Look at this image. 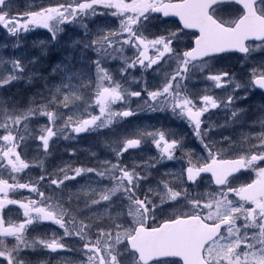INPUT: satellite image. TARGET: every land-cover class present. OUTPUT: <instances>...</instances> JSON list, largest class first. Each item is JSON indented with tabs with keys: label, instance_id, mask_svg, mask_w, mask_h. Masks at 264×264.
<instances>
[{
	"label": "snow or ice",
	"instance_id": "6c2138e0",
	"mask_svg": "<svg viewBox=\"0 0 264 264\" xmlns=\"http://www.w3.org/2000/svg\"><path fill=\"white\" fill-rule=\"evenodd\" d=\"M0 35V264H264V0H0Z\"/></svg>",
	"mask_w": 264,
	"mask_h": 264
},
{
	"label": "rangeland",
	"instance_id": "374dc122",
	"mask_svg": "<svg viewBox=\"0 0 264 264\" xmlns=\"http://www.w3.org/2000/svg\"><path fill=\"white\" fill-rule=\"evenodd\" d=\"M40 31L43 32V30H40ZM38 38H43V36L37 37L36 35L29 34L28 40L26 42L22 41V44H26V46H30L31 45V41L34 40V39H38ZM2 41H3V36L0 35V42H2ZM53 55H55V53H53ZM225 63L233 66L234 70L239 71V67L240 66L236 62L231 60V61H226ZM97 112H98V110H97ZM213 119H217V118L213 117ZM221 120H222V117H221ZM145 123H147V120H145ZM170 123L172 124V126L174 128H178V129H180L182 131H187V129L184 127V125L180 124L179 121H170ZM63 144H64V142H61V145H60V150L61 151L63 149ZM80 144H81V147L83 149V151H81V153H80L81 159H84L85 157L89 156V151H88L89 149H91L93 151H98L100 153V155H101V158H103V156H106V155L109 154L108 151L103 147L102 144L95 143V142L90 141V140H83V141L80 142ZM52 227L55 228L54 225Z\"/></svg>",
	"mask_w": 264,
	"mask_h": 264
},
{
	"label": "flooded vegetation",
	"instance_id": "af4514ba",
	"mask_svg": "<svg viewBox=\"0 0 264 264\" xmlns=\"http://www.w3.org/2000/svg\"><path fill=\"white\" fill-rule=\"evenodd\" d=\"M19 3H20V5H21V7H24L25 4H26V0H19ZM232 61L236 62L235 60H232ZM236 63H237V62H236Z\"/></svg>",
	"mask_w": 264,
	"mask_h": 264
}]
</instances>
